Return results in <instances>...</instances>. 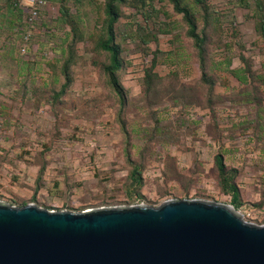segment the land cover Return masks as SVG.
<instances>
[{
	"label": "rangeland",
	"instance_id": "obj_1",
	"mask_svg": "<svg viewBox=\"0 0 264 264\" xmlns=\"http://www.w3.org/2000/svg\"><path fill=\"white\" fill-rule=\"evenodd\" d=\"M46 1L29 25L14 0H0V202L81 213L195 200L233 206L245 222L264 225V38L254 0L248 8L207 0L198 18L212 88L183 15L168 0H128L115 26L123 104L98 48L106 0ZM73 36L72 81L62 94ZM227 59L245 80L225 69ZM150 70L157 77L148 89Z\"/></svg>",
	"mask_w": 264,
	"mask_h": 264
},
{
	"label": "water",
	"instance_id": "obj_2",
	"mask_svg": "<svg viewBox=\"0 0 264 264\" xmlns=\"http://www.w3.org/2000/svg\"><path fill=\"white\" fill-rule=\"evenodd\" d=\"M0 264H264V225L195 200L81 213L0 202Z\"/></svg>",
	"mask_w": 264,
	"mask_h": 264
},
{
	"label": "trees",
	"instance_id": "obj_3",
	"mask_svg": "<svg viewBox=\"0 0 264 264\" xmlns=\"http://www.w3.org/2000/svg\"><path fill=\"white\" fill-rule=\"evenodd\" d=\"M65 1V0H62ZM162 1V0H160ZM174 7V11L176 13L183 15V20L187 26L186 35L191 38L194 42V45L198 51V67L200 70L201 79L209 84L212 88L214 83L208 77L207 72V57H206V46L210 45L208 41L205 29L199 31L198 27V18L200 14L204 15L208 12V4L207 0H168ZM241 4L248 8L247 0H240ZM128 0H106L104 4V15L105 18L103 20L102 33L98 40V48L106 53L109 57V63L104 66V72L108 78L110 86L115 91L116 95L119 97L120 102L123 104L125 100V91L120 83L118 71L123 66V59L121 56L122 49L121 46L116 42V32L115 26L118 23L121 15V7L127 4ZM256 7L255 10L252 11V17L256 23L257 31L264 38V0H254ZM15 7L20 9L18 6V0H14ZM64 11V10H63ZM215 13V12H214ZM65 14V12H64ZM204 20L206 25L208 17L204 16ZM215 23H218L215 20ZM215 29L220 28V23L218 25L215 24ZM76 35V29L71 31ZM155 39L156 36H153ZM76 42V36H73L72 44L69 46L68 57L63 65V75L65 77V82L62 86L61 93L64 94L68 87L71 84V75L70 68L74 61V45ZM230 45L225 44V48H228ZM221 64L226 65L225 69H229L230 73L235 75V77L242 81L245 80L244 69L236 68L232 69V61L231 59H227L226 62H221ZM157 77L156 73H153L152 70L147 72L146 82L149 85L152 84L153 78ZM216 161L219 166L220 175L223 178V186L226 190L233 192V205L238 207L240 205L239 202V194L238 188L229 180L228 172L226 170V166L224 165L223 155L218 154L216 156ZM134 173L138 176L136 181H139L140 178V170L137 166L133 169Z\"/></svg>",
	"mask_w": 264,
	"mask_h": 264
},
{
	"label": "built area",
	"instance_id": "obj_4",
	"mask_svg": "<svg viewBox=\"0 0 264 264\" xmlns=\"http://www.w3.org/2000/svg\"><path fill=\"white\" fill-rule=\"evenodd\" d=\"M47 5L46 0H18L19 8L27 12L26 22L29 25H32L37 20Z\"/></svg>",
	"mask_w": 264,
	"mask_h": 264
}]
</instances>
